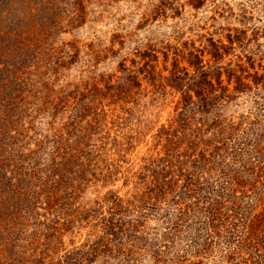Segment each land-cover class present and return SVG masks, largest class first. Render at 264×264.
Wrapping results in <instances>:
<instances>
[{
  "label": "rangeland",
  "instance_id": "obj_1",
  "mask_svg": "<svg viewBox=\"0 0 264 264\" xmlns=\"http://www.w3.org/2000/svg\"><path fill=\"white\" fill-rule=\"evenodd\" d=\"M8 1L0 264L259 260L264 149L253 147L264 144V76L252 75L264 73V0ZM10 24L18 36L4 35ZM189 53L221 70L203 86L204 102L197 87L170 80L175 66L192 73ZM227 67L247 86L236 91ZM175 119L187 125L196 162L162 189L150 167ZM113 197L129 207L113 216L116 235L102 220ZM218 201L222 213L237 209L212 228Z\"/></svg>",
  "mask_w": 264,
  "mask_h": 264
},
{
  "label": "trees",
  "instance_id": "obj_2",
  "mask_svg": "<svg viewBox=\"0 0 264 264\" xmlns=\"http://www.w3.org/2000/svg\"><path fill=\"white\" fill-rule=\"evenodd\" d=\"M22 1H26V0H22ZM1 4H3V6L6 8V11H4L2 8L0 9V21H2L3 19L5 20L8 16H3L2 14H9L10 11V4L8 0H0ZM42 4L47 5L49 3V0H41ZM14 3V2H13ZM9 10V11H8ZM5 23H7L6 21H4ZM11 25V24H10ZM16 25L13 27L11 25V27H6L5 26V33L4 35L7 38H13L15 36L19 35V31L15 30ZM231 42V41H229ZM215 51H218V49L220 48L218 45H214L213 46ZM189 56L194 60L193 61V66L194 69L192 71V73H189L188 71H186L185 69H177V67L175 66L173 68V70L170 72V80L172 82L175 83V85L179 88H181L184 84V81H187L188 83V87L192 86V87H197L199 89V93L197 95H199V100L202 102L205 101V97L202 96L203 93V86H206L205 84H211L210 83V79L211 77H214L216 80H219V76L221 75V70L219 69L218 66H214L215 64L212 65H208L207 67H204V65L202 64V58L197 55V54H192L189 53ZM227 75V79L230 80L231 78H234L236 86L235 89L236 91H239V89L244 85L247 86V84L245 82H243L242 78L243 76H241V74L239 75H235L233 72V69H228L227 67V72H225ZM252 76H264V73L258 75L257 71L253 73ZM258 79L253 80L254 83H257ZM189 88H187L188 90ZM183 92H185V90H183ZM182 92V93H183ZM183 98V102L185 104H193L196 105V102H193L191 100V97L189 95L183 94L182 95ZM3 102V109L2 111L5 113V108L7 105H9V103L5 102L4 97L0 96V103ZM185 106H183L184 108ZM5 118L2 117L3 122L1 123V125H4V120ZM175 127L169 131L167 130L165 132L166 135V148L164 150V157L163 158H159L157 160L153 161V165L150 167V171H151V175L154 176L155 180L158 181L160 180V182L158 184H156V186L161 187L162 189L169 185V184H173L176 182L175 179H173L171 176L175 175L176 172H180L182 169V164L184 162H192L195 163L196 160L195 159H190L193 155H194V149H193V141L190 139L191 135L189 133V131H186L187 129V125L183 124L182 122H180L178 119H175ZM191 133H193L190 130ZM264 137V135L262 136ZM255 147H253V151L255 153H258V150H261L262 148L264 149V144L261 145L259 143H256L254 145ZM255 148V149H254ZM200 162H205V160L203 159H199ZM198 162V160H197ZM199 163V162H198ZM160 178V179H159ZM17 192L18 191L15 189L12 190V193ZM218 207L214 209V211H212V213L210 214V216H212L211 218V222H209V224H211V227H216V222L218 221H222L224 218L228 217V211L231 209L233 212L237 209V207L234 205L233 207H231V205H228L225 207V211L222 213L221 210H219L222 206L221 202L218 201ZM108 211L110 212L109 217L102 219V220H106V228L109 229V233H113V235H116L117 232L115 231V228L117 226V218L113 217L115 214H117L119 211H127L129 212V207L127 209V207L125 205L122 204V200L119 197H113L110 201V205L108 207ZM226 212V213H225ZM225 214V217L222 219L221 216L223 217V215ZM209 215V214H208ZM209 218V216H207V219ZM213 220H215L213 222ZM257 226L259 227V224H257ZM107 231V230H106ZM112 231V232H111ZM262 232H264V229L262 230ZM263 237H264V233ZM73 254H69L65 257V262L69 261V259L74 258ZM260 257L259 260H255V261H250V262H245L244 264H264V252L259 255L258 254V258ZM60 264H61V259H59ZM64 261V260H63Z\"/></svg>",
  "mask_w": 264,
  "mask_h": 264
}]
</instances>
